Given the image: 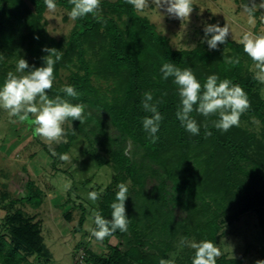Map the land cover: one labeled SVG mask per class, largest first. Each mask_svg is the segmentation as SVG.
I'll return each instance as SVG.
<instances>
[{"label":"rangeland","instance_id":"1","mask_svg":"<svg viewBox=\"0 0 264 264\" xmlns=\"http://www.w3.org/2000/svg\"><path fill=\"white\" fill-rule=\"evenodd\" d=\"M8 1L0 0V25L12 30L9 34L0 27V54L5 57L0 60V72L7 74L12 71L19 75L16 73L19 58L26 59L30 66H43L42 57L48 53L42 49L56 48L55 44L59 42L65 44L70 32L77 27V20L69 19L68 13L72 7L69 3L64 5L57 2L54 11L45 7L43 16L36 22L32 0H15L16 8L10 7ZM242 1L194 0L190 17L183 21L169 16L163 9L156 11L149 0L150 9L140 14L146 16L173 49L215 51L210 50L206 43L204 26L219 23L223 27L227 23L231 33L225 44L218 45L222 52H226L231 48L229 42L239 43L244 32L264 34V21L260 20L264 9H258L260 12L255 15V24L249 25L247 14L242 10ZM101 9V14L114 17L124 29L129 27L130 22L124 14H112L103 5ZM24 34L28 36L27 39H23ZM101 35L104 37L93 35L84 38L83 46L87 58L97 69L91 74L93 85L108 101H114L123 97L121 91L125 82L118 70L111 71L104 67L108 38L104 30ZM30 37H38L40 42L36 40L37 43L34 41L31 44L28 42ZM30 47H35L41 54L40 62L32 57ZM62 47L58 50L63 52ZM77 65L74 57L58 61L54 69L53 87L69 85L71 77L81 73ZM144 65L147 72L153 74L150 62L144 60ZM192 66L197 78L211 71L208 64L205 67L204 63H199V66L193 63ZM250 69L255 72L254 63ZM260 96L264 98V84H261ZM194 118L198 125L217 119L214 116L199 119L197 114ZM12 119L17 122L12 123ZM63 127L67 133L65 139L69 142L64 152L69 156L67 161H62L58 154L52 155L50 148L56 151L58 144L53 142L50 145L40 137L36 141L26 122L10 118L7 111L0 108V235L7 240L12 239L11 222L6 219L10 220L9 217L15 215V209L19 207L32 221L31 224L38 223L43 244L48 249L45 256L26 252L25 260L20 264H83L86 249L104 254L109 245L118 244L122 239L120 236L97 241L88 227H94L89 217L98 211L103 191L115 173L113 150L121 146L133 170L125 183L129 188L128 204L136 218L137 227L134 228L138 236H135V230L128 228L124 232V239L129 240L130 244L155 259H174L175 264H192L194 250L181 244L185 238L196 242L211 240L221 249L220 257L230 259V264H255L257 260H264V180H252L234 171L235 181L242 183L248 194L237 197L233 195V189H225L223 172L229 158L222 149H213L214 140L207 138L201 144L191 145L186 151L168 142L152 152L146 149L145 142L122 138L120 131L106 119L98 133L88 124L83 131L74 130L70 121ZM239 127L240 136L247 133L256 137L249 150L252 152L250 158H240V163L249 171L257 163L253 173H264V161L259 162L255 155V151L264 150V140L261 139L264 122L244 113L240 117ZM28 179H32L42 190L40 205L33 207L28 203H18L11 207L9 201L22 195ZM159 182H162L167 204L160 206L161 202H154L150 206L146 200L149 195L152 197L150 192ZM67 184H70V188L66 189ZM90 191L101 192L100 199L95 203L87 198ZM66 200L68 204L63 206ZM69 206H72L71 214L65 215ZM147 210L153 211L157 221H149L150 213ZM80 214H84V219L78 225ZM80 240L83 243L79 245ZM128 264L137 263L131 261Z\"/></svg>","mask_w":264,"mask_h":264},{"label":"trees","instance_id":"2","mask_svg":"<svg viewBox=\"0 0 264 264\" xmlns=\"http://www.w3.org/2000/svg\"><path fill=\"white\" fill-rule=\"evenodd\" d=\"M8 2L10 7H17V1L10 0ZM32 2L35 7L36 22H38L43 16L46 6L44 0H32ZM57 2L67 5L69 0H55V3ZM242 2L243 4L249 3L247 0ZM101 5L107 7L112 14L117 16L124 14L127 21L130 22L129 27L124 29L114 17L109 15L101 14L102 18L107 21L106 25H103L94 17L87 16L77 20V27L70 32L65 44H62V42L55 44V49L57 50L63 46L64 56L61 59L76 58L77 66L81 70V73H75L71 77L69 83L79 93L78 97H67L65 93L60 91L61 88L59 87H52L48 92L50 98L60 95L74 104L79 103L86 106L84 122L69 120L73 126L72 128L83 131L88 124L91 129L98 133L106 119L120 131L122 138L129 137L133 142H145L146 149L152 152L161 149L168 142H172L183 151H186L193 144H201L207 138L212 139L215 141L213 149L215 151H221L222 149L229 158L226 161V167L223 172L224 188L230 191L233 189V195L237 197L248 194L247 192L245 193L242 183L235 181L233 172H240L252 180L254 178L264 180V173H253L257 163L252 167V171H249L243 167L239 160L240 158H250L252 152L250 151V153L249 150L256 141L255 135L246 133L240 136L241 128L239 126H233L228 132H221L213 126L212 121H203L199 125V135L190 134L181 126L175 115L180 103L177 86L173 83V78L170 77L168 80H164L160 72L162 65L167 62L175 63L181 69H192L193 63H197L198 66L199 63H204L205 67L208 64L211 71L197 78L201 84L203 85L207 76L212 74H216L221 80L230 79L234 84H239L246 92L251 103L250 109L245 113L254 115L264 122V98L260 96L261 83L253 79L254 72L251 71L250 66L254 62L244 53L243 46L240 43L231 41L229 42L231 48L226 52H222L221 48L215 51H203L201 48L190 50L173 49L169 46L166 38L154 29L146 16L136 12L125 0H116L114 2L102 0ZM259 12L258 10L254 15H258ZM1 25L3 32L12 33L9 27L5 28L4 25ZM30 29L32 32L33 29ZM102 30H104L108 38L106 55L103 57L104 67L111 71L118 70L125 82L121 91L123 97L114 101H108L99 89L93 85L91 74L94 69L95 71L97 69L94 64H91L90 59L87 58L86 49L83 46V39L86 37L93 35L104 37L101 35ZM27 35H30V33ZM27 35H22L23 39H27ZM36 40L38 39L30 37L28 42L33 43L35 41L37 43ZM38 41L40 42V40ZM29 49L32 57L37 62H40L41 54L37 49L35 47H30ZM141 54H145V57L141 56ZM225 58H238L239 63H225ZM144 60L150 62L153 74L147 72ZM6 76V73L0 72V85L4 83ZM148 91L154 94V99L162 97L164 100V103L158 106L164 119L157 133L158 140L155 143L150 141L142 126V118L148 114L143 111L141 100L143 94ZM165 93L167 95H164ZM196 114L199 119L203 118L196 112L192 113L193 118ZM205 124L208 125L207 129L204 127ZM26 127L31 131L32 137L39 141L38 137L33 136L32 128L27 122ZM206 131H211L212 135L206 136ZM261 139L264 140V131L261 133ZM68 147V141L59 143L56 147L57 154H64ZM112 154V166L115 169V173L112 181L106 185L103 196L98 203V211L106 219L111 218L112 210L110 205L115 200V194L118 191L117 183H125L127 176L131 177L130 174H133L130 159L123 152L122 146L118 150H113ZM255 155L259 162L264 161V150L255 151ZM41 194V188L32 179H28L22 195L19 198L11 199L9 205L12 207L18 203H28L33 207H38L42 200ZM150 194L152 197L149 195L146 200L150 202V206L154 202H161L160 206L162 203L167 204L162 182H159L151 190ZM66 202L67 200L63 203V206L68 204ZM125 203L126 214L130 219L128 228L135 230L137 227L135 215L132 214L128 199ZM71 207L69 206L65 210V215L71 214ZM147 211L150 213L149 221L151 223L157 221L155 215L152 214L153 211ZM14 214L9 217L10 220L6 219L7 222H11L12 239L7 240L3 235H0V264H20L25 260L26 252H35L38 255L44 254V256L48 254V249L44 246L40 235L38 223L31 224L32 221L25 216V213L19 207H16ZM83 219L84 214H80L78 225L83 222ZM124 235L125 233L117 230L113 236H120L123 240L121 239L118 244L109 245L108 251L104 254H97L86 249V255H83V264H128L131 261L137 264H159L161 258L155 259L148 253L141 251L136 245L130 244L129 240L124 239ZM135 236H138L137 230H135ZM82 243L83 240H80L78 244ZM217 264H230V259L218 257Z\"/></svg>","mask_w":264,"mask_h":264},{"label":"clouds","instance_id":"3","mask_svg":"<svg viewBox=\"0 0 264 264\" xmlns=\"http://www.w3.org/2000/svg\"><path fill=\"white\" fill-rule=\"evenodd\" d=\"M125 2L138 13L150 9L149 0ZM151 3L155 5L156 11L163 9L169 16L185 21L193 11L194 0H151ZM44 4L50 11L56 9L55 0H44ZM69 4L72 6L68 13L70 20L76 21L91 15L103 25L107 24L101 16V0H69ZM258 9H264V0L259 3L249 0V3L242 4L249 25L255 24L254 14ZM260 20L264 21V15L260 16ZM203 31L210 50H216L218 45L225 44L231 33L227 23L223 27L219 23L206 24ZM239 43L243 46L244 53L254 62L253 79L264 84V34L244 32ZM42 51L48 53L42 57L43 66H30L26 59L19 58L16 64V73L19 75L12 71L7 73L4 83L0 85V108L7 111L10 118H18L21 123L27 122L32 128L33 136L43 138L50 145L53 142L66 143L67 133L63 125L69 120L83 123L86 106L74 104L60 95L49 97L48 92L52 89L55 79V65L64 53L47 47ZM3 59L5 57L0 54V60ZM225 63L238 64L239 59L225 58ZM160 72L164 80L173 78L180 101L175 115L181 126L192 135L200 134V126L193 118V112L205 118L217 117L212 121L213 126L221 132H228L233 126H239L241 115L251 107L244 89L230 79L221 80L216 74H212L207 76L202 85L191 68L181 69L172 62L164 63ZM60 91L67 97L76 98L79 95L71 85L64 86ZM162 103L163 98L154 99L151 91L145 92L141 100L143 111L148 114L142 118V126L152 143L158 140L157 133L164 119L158 108ZM11 122L16 123L17 120L12 119ZM204 127L207 129L208 125L205 124ZM205 135L211 136L212 133L206 131ZM50 151L53 156L57 155L54 149L50 148ZM59 158L62 161L69 160L66 153L60 154ZM65 188H70V184L65 185ZM117 188L115 200L110 205L111 218L106 219L99 211H94L89 217L94 227L90 225L88 230L97 241L102 242L105 238L113 236L117 230L121 233L128 231L130 219L126 214L125 202L129 197V188L124 182L119 183ZM100 196L101 192L98 191H90L87 194V198L93 203L98 201ZM181 244L194 250L192 264H217V258L222 255L221 249L211 240L196 242L185 238ZM159 264H175V260L162 258ZM255 264H264V260H257Z\"/></svg>","mask_w":264,"mask_h":264}]
</instances>
